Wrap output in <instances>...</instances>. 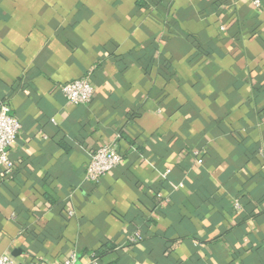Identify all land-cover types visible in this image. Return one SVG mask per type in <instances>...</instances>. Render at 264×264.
<instances>
[{
  "label": "crops",
  "instance_id": "obj_1",
  "mask_svg": "<svg viewBox=\"0 0 264 264\" xmlns=\"http://www.w3.org/2000/svg\"><path fill=\"white\" fill-rule=\"evenodd\" d=\"M252 1L0 0V104L21 125L0 176V255L264 264V0ZM79 79L95 93L75 106L59 88ZM108 143L122 163L86 183Z\"/></svg>",
  "mask_w": 264,
  "mask_h": 264
},
{
  "label": "built area",
  "instance_id": "obj_2",
  "mask_svg": "<svg viewBox=\"0 0 264 264\" xmlns=\"http://www.w3.org/2000/svg\"><path fill=\"white\" fill-rule=\"evenodd\" d=\"M252 6L259 9L262 4L260 0H253ZM223 30V29H222ZM60 94L71 105H85L92 101L95 89L86 79L74 80L63 84L59 88ZM20 122L10 114V108L6 103L0 104V176L7 177L13 168L10 161V149L15 143L19 131ZM198 157L197 153H194ZM122 155L117 151L114 143H108L101 146L91 156L86 167L84 181L90 184H98L100 180L122 163ZM201 164V159L197 160ZM239 209V204H235ZM71 212L68 215L71 216ZM131 241L139 240V235L134 234ZM0 264H18L11 257L0 255ZM39 264V263H38ZM44 264H74V259L69 258L62 263H44ZM83 264H98V259L94 256Z\"/></svg>",
  "mask_w": 264,
  "mask_h": 264
},
{
  "label": "trees",
  "instance_id": "obj_3",
  "mask_svg": "<svg viewBox=\"0 0 264 264\" xmlns=\"http://www.w3.org/2000/svg\"><path fill=\"white\" fill-rule=\"evenodd\" d=\"M100 254H101V252L98 250V251H96V253H94L93 256H94L95 258H97V259H100V257H101Z\"/></svg>",
  "mask_w": 264,
  "mask_h": 264
}]
</instances>
